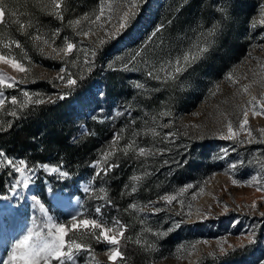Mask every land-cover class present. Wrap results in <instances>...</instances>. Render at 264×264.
Wrapping results in <instances>:
<instances>
[{"label": "rangeland", "instance_id": "obj_1", "mask_svg": "<svg viewBox=\"0 0 264 264\" xmlns=\"http://www.w3.org/2000/svg\"><path fill=\"white\" fill-rule=\"evenodd\" d=\"M68 2L66 20L92 12L98 7L97 0ZM106 2L113 5L116 15L123 0ZM217 2L221 7H227L228 15L223 19L215 11ZM261 3L264 0H148L147 5L142 6L136 22L122 38L108 41L99 49L95 67L101 66L102 74L106 76L92 79L89 89L77 98L79 106L74 110L76 116L85 109L89 118L105 124L111 130L102 141L97 140V153L86 168L76 173L65 165L63 159L27 161L25 157L9 153L0 146V150L7 156L16 160L24 159L30 166L63 164L70 172V178L65 180L52 174L36 173L35 182L30 185V189H20L23 191L22 197L13 196L9 191L10 186L19 178L18 175H13L7 190L0 192V260L8 259L14 244L34 227V220L41 228L48 222L47 217L35 209L32 195H38L49 209V215L60 223L69 221L74 214L93 213L95 207L102 202L91 198L83 189L91 182L93 169L90 165L100 156L101 150L109 144L113 134L121 130L126 138H130L133 131L140 132L137 143H149L152 138L144 136L143 132L152 126L151 116L170 109L173 115L160 118V123H171L172 126L157 128L161 135L176 133L171 143H157L158 147L167 149L165 154L149 158L143 167L140 162L129 159L124 168L117 169V185L112 189L109 179L106 185H95L107 187L114 202V206L104 209L105 219L111 221L119 218L127 224L126 235L132 238L129 241L138 238L144 227H151L154 231H167L177 222H182L179 228L173 227L171 232L159 239L145 233L144 236L154 242L156 247L155 251L146 252L136 245L142 255L138 264H264V217L259 215L264 212V191H257L261 185L248 186L246 183L260 172L254 158L264 157V144L219 138L225 127V117L233 120L235 128L242 107L248 106L250 96L239 90L240 85L251 84V95L258 98L264 96V47H260L264 41L257 35L264 29L258 27L255 32L249 29V20L258 16ZM7 5L9 10L17 12V16L6 19H31L43 33L59 26L58 21L38 11L36 0H7ZM34 8L36 12L32 10ZM169 20L172 21L171 24L168 23ZM161 23L165 24V30L156 41L159 46L156 51L160 55L178 54L212 24H220V33L206 56L180 78L179 87L161 86L160 92L140 94L139 90L132 87V82H145L142 71H113L107 65L117 57L127 58ZM0 28L3 29L0 40L19 39L32 61L30 65L26 63L30 69L26 76L0 64V71L26 81L19 83L16 88L4 90L5 95H16L23 99L22 93L28 91L47 99L72 90L56 80L63 66L62 61L41 55L30 40L15 31V24ZM65 35L71 36V30L64 29L61 36ZM98 35L103 38V32ZM87 44L85 41V45ZM14 51L18 57L22 56L19 49ZM73 58L74 56H69L70 60ZM150 58L156 59L155 56ZM70 70L78 72L79 65ZM84 72V75L88 74L86 68ZM229 73L240 84L226 79ZM156 84V81H147L146 86L151 89ZM125 108L130 109V115H115L117 111L124 112ZM68 109L72 110L71 105ZM10 110H13L12 106L6 105L0 111V127L12 120L13 117L7 114ZM133 119L135 124L131 123ZM145 120L148 121L147 124ZM249 121L253 135L257 140L262 139L256 130L264 128V116H255L250 111ZM87 129L88 126L81 121L79 131ZM245 135L246 133H240V138ZM123 144L124 141H121V146ZM224 149H228L227 155L224 154ZM239 160H244L245 165L231 169L230 164ZM248 161L253 163L249 164ZM144 169L151 175L142 181L137 192L131 196L121 195L124 185H130V176ZM233 179L237 181L236 184L232 182ZM187 185L194 187L178 197L183 201V206L178 202L170 206L157 204V207H165V211L158 214H153L150 207L144 212L132 209L124 211L130 203L143 207L149 201H156L160 195L175 194ZM253 203L257 208H251ZM141 220L144 221L143 224L140 223ZM253 230L254 236L249 241L248 235ZM89 242L96 257L90 264H112L105 255L107 245ZM221 248L225 251L221 252ZM126 256L128 264H131L129 255ZM86 260L87 256L81 254L80 264H85ZM11 264L24 262L15 260Z\"/></svg>", "mask_w": 264, "mask_h": 264}, {"label": "snow or ice", "instance_id": "obj_2", "mask_svg": "<svg viewBox=\"0 0 264 264\" xmlns=\"http://www.w3.org/2000/svg\"><path fill=\"white\" fill-rule=\"evenodd\" d=\"M97 2L98 7L94 11L66 20V13L69 9L68 0H36L40 13L59 22V26L54 30L43 33L31 19L27 21L6 19V17H16L17 12L9 10L7 0H0V26L7 27L9 24H15V31L30 40L41 55L62 61L63 66L57 74L56 80L67 88L73 89L78 85V81L84 79L85 68L88 73L92 72L99 49L108 41L122 38L136 22L142 6L147 5L148 0H123L120 11L116 15H114V8L111 3L106 2V0H97ZM215 11L221 14V19L228 15L227 7L219 6L218 2ZM113 20H115V23H113ZM168 23L171 24L172 21L169 20ZM258 27L264 29V3L259 5L258 16H254L249 20V29L252 32H255ZM64 29H70L72 35L62 37L61 32ZM164 30L165 24L161 23L148 35L143 44L129 54L127 58L117 57L107 65L113 71H142L145 82L139 80L132 82V87L139 90L140 94L160 92L161 86L179 87L180 78L209 52L220 33V24H212L211 27L201 31L188 47L183 51H179L176 55L172 53L160 55L156 51V48L159 47L156 41L160 39L159 34L163 33ZM2 31L3 29L0 28V32ZM99 32H103V38L98 35ZM257 35L261 41H264V31L259 32ZM58 40L60 41L59 44L57 43ZM85 41L88 42L87 45H85ZM260 47H264V43ZM0 49H3V51H0V64L7 65L25 76L28 74L30 69L26 66V63L30 65L32 61L28 53L24 51V45L19 39L6 38L0 40ZM16 49L21 51L22 56L18 57L15 54L14 50ZM160 51L163 52V49ZM69 56H74V58L70 60ZM151 56H155L156 59H151ZM118 64L119 66H117ZM78 65L80 70L73 73L70 69L77 68ZM226 79L233 81L235 84H240L238 80H234L231 73L228 74ZM147 81H156L157 84L149 89L146 86ZM23 82L26 81L24 79L18 80L17 77L0 71V111L4 110L6 105H10L13 110L8 111L7 114L11 117H17L18 110L27 109L29 105L35 106L56 102L52 97L44 99L40 94L29 93L28 91L22 93L23 99L18 98L16 95H5L4 90L16 88L19 83ZM56 86H59V84ZM251 86V84L240 85L239 90L250 96L247 101L248 106L242 107L235 128L233 120L227 116L225 117L226 123L219 136L220 139L240 143L251 144L256 142L264 144V128L256 130L258 135L262 137V139L257 140V137L253 135V129L249 121L250 111L255 116H264V96L258 98L256 95H251ZM216 88L218 89L219 85ZM213 95H215V92H213ZM65 96L66 93L58 94L56 99L62 100ZM125 113L130 115V109L125 108L124 112L117 111L115 115L122 116ZM172 115L169 109L151 116L152 126L148 127L143 135L150 136L152 139L144 145L137 143V138L141 136L140 132L133 131L130 138L125 137L123 130L113 134L112 140L101 150L100 156L90 165L93 169L92 179L83 189L85 193L90 194L91 198L102 202L95 207L93 213L81 212L79 215L74 214L69 221L60 223L49 215V209L46 208L45 203L39 196L32 195L31 200L35 209L47 217L48 222L41 228L40 225H36L34 220V227L30 228L27 234L14 244L12 254L7 260H0V264H11V261L15 260H22L24 264H53V262L55 264H80L79 257L81 254L87 256L85 264H90L91 261L96 260V257L89 241L107 245L108 249L105 255L112 264H116L117 261H119V264H128L126 252L121 246L122 241L126 246L127 242L132 239L126 235L128 225L121 222L119 218L111 221L105 219L104 209L114 206V202L107 187H96L95 185L97 183L106 185L108 179L116 173L117 169H120L123 158L138 161L140 166L143 167L149 158L164 155L167 149L158 147L157 143L164 144L165 141L171 143L176 133L168 132L161 135L157 128H170L171 123H160V118L171 117ZM131 123L135 124V119ZM147 123L148 121L145 120V124ZM10 127L11 123L7 125V128ZM7 128L0 127V131H6ZM240 133H246L245 137L240 138ZM121 141H124L123 146H121ZM223 152L227 155L228 149H224ZM254 160L259 165L260 172L253 175L246 183L248 186L261 185L257 188V191H264V157H256ZM247 163L251 164L253 161ZM244 165L245 161L239 160L230 164V168L235 170ZM0 171L7 175H18L19 178L9 188L12 195L17 197L23 196V191L20 189H30V185L35 182L34 175L36 173L52 174L61 180L70 178V172L64 168L63 164L30 166L26 160L13 159L2 150H0ZM150 175L151 173L146 169L132 174L130 185H124V191L121 195L131 196L136 193L142 181ZM232 182L237 183L235 179ZM129 187L130 191H128ZM193 187V185H187L175 194L160 195L156 201H149V204L143 207L136 203H130L124 211L127 212L132 209L137 212H144L146 208L150 207L153 214H158L165 211V207H157V204L170 206L174 202H178L183 206V201L179 200L178 197ZM200 191H203V189H200ZM251 208L255 209L257 205L253 203ZM176 214L180 215L181 213ZM259 215L264 217V212H260ZM140 223L143 224L144 221L141 220ZM181 223L177 222L173 227L179 228ZM173 227H169L167 231H154L151 227H144L141 230V235L132 242L143 251L153 252L156 247L155 243L149 241L144 234L150 233L153 237L159 239L171 232ZM253 236L254 230L248 235L249 241ZM220 251L224 252L225 249L221 248Z\"/></svg>", "mask_w": 264, "mask_h": 264}, {"label": "trees", "instance_id": "obj_3", "mask_svg": "<svg viewBox=\"0 0 264 264\" xmlns=\"http://www.w3.org/2000/svg\"><path fill=\"white\" fill-rule=\"evenodd\" d=\"M32 10L36 12L35 8ZM98 76H106L102 74L101 66L94 67L91 73L84 75V79L78 81V85L66 93L64 99H56L55 96V103L29 105L27 109H20L17 117L9 122L11 127L7 128V124L3 126L7 130L0 131V146L9 153L25 157L27 161L63 159L72 171H82L97 153V140L102 141L111 132L105 124L89 118L85 109L78 116L74 111L79 106L77 98L89 89L91 80ZM69 105L72 110L68 109ZM81 121L88 126L87 130L79 131ZM128 160L122 159V168ZM115 174L109 179L110 189L117 185ZM13 175L0 171V192L7 190ZM121 246L129 255L131 264L141 261L142 255L136 244L128 241L125 246L122 241Z\"/></svg>", "mask_w": 264, "mask_h": 264}]
</instances>
